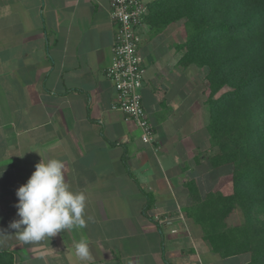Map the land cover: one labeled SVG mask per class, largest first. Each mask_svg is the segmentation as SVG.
Returning <instances> with one entry per match:
<instances>
[{
  "label": "crops",
  "instance_id": "1",
  "mask_svg": "<svg viewBox=\"0 0 264 264\" xmlns=\"http://www.w3.org/2000/svg\"><path fill=\"white\" fill-rule=\"evenodd\" d=\"M142 33L143 106L152 146L137 125L113 110L105 76L114 27L109 0H0V252L10 264H245L221 258L187 217L191 197L228 185L207 134L205 79L179 60L183 25ZM195 68V69H194ZM208 155V156H207ZM64 162L66 182L86 196V227L24 243L16 190L42 159ZM204 187V189H202ZM162 221V223L159 222ZM89 242L80 260L75 245ZM242 257V258H238Z\"/></svg>",
  "mask_w": 264,
  "mask_h": 264
},
{
  "label": "trees",
  "instance_id": "2",
  "mask_svg": "<svg viewBox=\"0 0 264 264\" xmlns=\"http://www.w3.org/2000/svg\"><path fill=\"white\" fill-rule=\"evenodd\" d=\"M146 6L154 35L183 21L179 65L207 69L211 147L230 137L246 145L242 160L238 147L210 158L213 167H231L223 190L203 197L187 184V217L221 258L247 255L245 264H264V0H153ZM235 209L244 223L229 227L226 219ZM8 257L0 252V264H10Z\"/></svg>",
  "mask_w": 264,
  "mask_h": 264
},
{
  "label": "clouds",
  "instance_id": "3",
  "mask_svg": "<svg viewBox=\"0 0 264 264\" xmlns=\"http://www.w3.org/2000/svg\"><path fill=\"white\" fill-rule=\"evenodd\" d=\"M64 168V162L59 159H42L27 182L16 190L18 202L14 206L19 218L13 220L9 228L15 230L20 241L26 244L38 242L66 229L86 227V196L71 190L65 180ZM7 235L8 232L0 229V237ZM75 255L80 260L89 258L87 240L81 239L75 245Z\"/></svg>",
  "mask_w": 264,
  "mask_h": 264
},
{
  "label": "built area",
  "instance_id": "4",
  "mask_svg": "<svg viewBox=\"0 0 264 264\" xmlns=\"http://www.w3.org/2000/svg\"><path fill=\"white\" fill-rule=\"evenodd\" d=\"M145 0H109V16L114 27L112 58L105 76L115 90L112 109L133 121L144 144L155 142V129L143 106L142 89L146 69L139 53L142 33L147 28ZM162 223L161 220H159Z\"/></svg>",
  "mask_w": 264,
  "mask_h": 264
},
{
  "label": "rangeland",
  "instance_id": "5",
  "mask_svg": "<svg viewBox=\"0 0 264 264\" xmlns=\"http://www.w3.org/2000/svg\"><path fill=\"white\" fill-rule=\"evenodd\" d=\"M151 1H153V0H145V2L147 4L149 2H151ZM176 23L180 24L179 27H181V25H183V21H178ZM183 28H184V25H183ZM184 30H185V28H184ZM196 68L198 69V70H196L197 72L195 73L196 76H198L200 78L204 76V79H205V76H206V73H207V69L206 68L205 69L204 68H198V67H196ZM205 90H206L205 91V96L207 98L209 90H208V83H207L206 80H205ZM224 91H226V90L221 91L217 96H219ZM235 147H238L239 154H240V160H242L244 158V154L246 152V145L243 142H236L235 139L232 138V137L226 138L219 146H216V148L211 147V149L214 148L218 152V154H220V153L229 151V150H231V149H233ZM222 169H223V171H226L228 173L227 174L228 176L226 177L227 178L226 180H228L227 183L229 184L231 182V178H232L231 177V167L230 166H224ZM202 189H204V187ZM262 219L264 221V218H262ZM243 223H244V216H243V214L241 213V211L239 209H235L226 219V224L229 227L240 226ZM244 256H247V255H244ZM238 258H242V257H238Z\"/></svg>",
  "mask_w": 264,
  "mask_h": 264
}]
</instances>
